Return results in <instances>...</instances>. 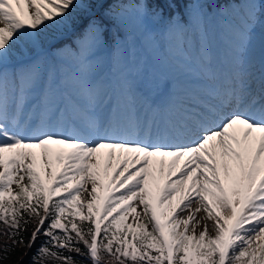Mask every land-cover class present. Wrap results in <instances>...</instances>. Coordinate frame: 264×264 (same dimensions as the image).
I'll list each match as a JSON object with an SVG mask.
<instances>
[{
	"label": "snow or ice",
	"instance_id": "obj_1",
	"mask_svg": "<svg viewBox=\"0 0 264 264\" xmlns=\"http://www.w3.org/2000/svg\"><path fill=\"white\" fill-rule=\"evenodd\" d=\"M30 223L32 264H264V0H0L3 258Z\"/></svg>",
	"mask_w": 264,
	"mask_h": 264
},
{
	"label": "trees",
	"instance_id": "obj_2",
	"mask_svg": "<svg viewBox=\"0 0 264 264\" xmlns=\"http://www.w3.org/2000/svg\"><path fill=\"white\" fill-rule=\"evenodd\" d=\"M4 230H5L4 226L0 225V235L2 234V232ZM23 231L24 230L22 229V232H21L22 237L25 233V231H24V233H23ZM25 234H26V240L28 242L30 239L31 233L27 232ZM17 238H19V237H17ZM44 239L45 238L43 237V235H41L35 241V243L32 245V247L27 251H26V249L22 250L20 247L15 245V247L10 249V251L7 253V257L3 258L5 256V253L2 251V249H3L2 246L11 245L12 242H9L8 240H5V242H3L4 239H2L0 237V251L2 252V254H0V264H32V258L34 255H36L37 249L40 247V245L44 241ZM80 259H82V258H80Z\"/></svg>",
	"mask_w": 264,
	"mask_h": 264
},
{
	"label": "rangeland",
	"instance_id": "obj_3",
	"mask_svg": "<svg viewBox=\"0 0 264 264\" xmlns=\"http://www.w3.org/2000/svg\"><path fill=\"white\" fill-rule=\"evenodd\" d=\"M123 3L125 4H132V3H135L136 0H122ZM86 24V20H82L79 22V27L75 28V29H69L68 31H66L63 35H60V36H57L56 39H58V41L56 42H53V45L54 47H63L65 45H68V46H71L72 44L70 43H64L66 42L67 40L71 39V37H76L75 34L76 33H79V29H81L84 25ZM75 41V39H74ZM64 43V44H63ZM33 225L30 223L26 226V230L25 233H31L33 231ZM23 231V233H24ZM5 230L2 232V234L0 235V237L3 240V242H5V240H8L9 242H12L11 238H9V236L5 235L4 234ZM24 233L23 235V240H24V243L23 244H16L18 247H20L22 250L26 249L29 250L30 248L27 246L28 245V242L26 240V234ZM19 239V238H17ZM4 248V246H2ZM0 254H2V252L0 251Z\"/></svg>",
	"mask_w": 264,
	"mask_h": 264
}]
</instances>
